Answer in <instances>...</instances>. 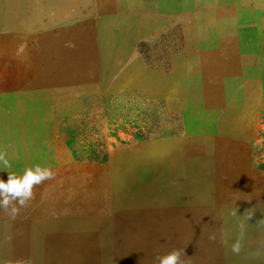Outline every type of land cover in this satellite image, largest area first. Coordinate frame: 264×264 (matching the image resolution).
I'll return each mask as SVG.
<instances>
[{
	"label": "rangeland",
	"instance_id": "obj_1",
	"mask_svg": "<svg viewBox=\"0 0 264 264\" xmlns=\"http://www.w3.org/2000/svg\"><path fill=\"white\" fill-rule=\"evenodd\" d=\"M150 5L74 0L52 36L30 28L34 11L20 29L23 15L4 17L18 32L0 34V152L11 163L0 179L36 165L54 177L14 218L0 209V264H159L175 247L181 264H264V67L252 85L205 83L198 92L175 82L171 57L195 41V25L173 10L194 9L172 2L164 15L159 2L149 18ZM201 31L208 45L209 18ZM159 157L175 170L152 168ZM176 173L193 179L195 206L115 207L156 201V182L172 194ZM155 222L165 230L217 222L218 254L202 256L180 236L164 250L153 234L139 237Z\"/></svg>",
	"mask_w": 264,
	"mask_h": 264
},
{
	"label": "crops",
	"instance_id": "obj_2",
	"mask_svg": "<svg viewBox=\"0 0 264 264\" xmlns=\"http://www.w3.org/2000/svg\"><path fill=\"white\" fill-rule=\"evenodd\" d=\"M116 2L151 4L148 11L149 18L155 17L153 4L159 2L164 4V15L168 10L171 14L169 7L172 2H180L185 7L188 3L190 8L194 9L189 13L184 7V10H173L174 14H179L178 19L185 20L180 21L182 24L186 23V19L191 18L194 19L195 25V32H193L195 41L188 43L184 50L185 54L180 53L173 56L174 58L171 57L172 64L169 65L168 70L171 72V66H173V77L176 76L177 70L179 73V78H174L175 82L197 84L198 92L201 91V85L205 83L228 84L238 81L245 85H252L261 82L263 74L261 68L264 67L262 53L264 50V0H116ZM74 9V0H0V17L17 18L18 16L12 15L13 13L23 15L18 22H15L17 26L25 24L27 18H30L27 17L28 14L34 11L35 16L31 18L33 23L30 28L33 26L36 29L35 33L41 35H57L58 29L55 23L62 18L68 19L69 15L74 13ZM83 10L85 11L84 7L79 8L80 12ZM204 18L210 19L211 32L210 34L203 32L205 36H208L206 40L208 45L205 46L199 42ZM1 21L0 34L16 33L20 29L18 26L17 30L13 29L10 32L7 29L11 28V24L5 23V18ZM171 25V19H169V29ZM205 25L207 26L208 23ZM152 32L155 33L154 30ZM186 33L191 34L187 31ZM189 61L191 64H188ZM182 75L190 76V78H183ZM224 88L221 87L219 91L227 92ZM250 88L251 86L247 87L248 91L246 90V96L249 97L251 96ZM197 95L203 96L201 92Z\"/></svg>",
	"mask_w": 264,
	"mask_h": 264
},
{
	"label": "bare ground",
	"instance_id": "obj_3",
	"mask_svg": "<svg viewBox=\"0 0 264 264\" xmlns=\"http://www.w3.org/2000/svg\"><path fill=\"white\" fill-rule=\"evenodd\" d=\"M187 146V145H186ZM163 155V154H162ZM152 168H154L157 171H174L175 168H172V165L168 163L164 158H157L156 161H153L151 164ZM174 165V164H173ZM186 167V166H185ZM190 167V166H189ZM177 169V168H176ZM187 176V175H186ZM173 177L177 178H171L176 180H181L180 184L177 186H173V193L168 194V190L166 189V186H168L167 182H156V185L154 186V189L157 187H162L163 188V193H161L159 196H157V200L147 203V200H141V201H135L132 203H127L126 205L123 206H117V202L115 203V207L120 208L121 210H127L131 208H140V207H147V206H153V205H158V206H165L169 208H182V207H191L193 204L189 205L193 201H195L193 198L190 197V192H193L195 187L193 184V179L187 178V181H184L182 176L178 173H176ZM164 179V178H163ZM167 179V178H166ZM199 181V180H198ZM189 182V183H188ZM212 183V182H211ZM158 191V190H157ZM189 196L190 200H182L184 197ZM196 202V201H195ZM195 206V205H193ZM176 218H179L180 216L178 214L175 215ZM172 218V219H176ZM188 223V229H177V230H165L163 228V225H169L165 222H155L152 227H150L152 230L140 234L139 237H148V234H153V238L155 240L161 239L163 240L165 246L164 249H170V246L167 248V243H166V238L173 235L174 236H180L181 238V243H186L190 245L192 250L195 251H201L200 248H202V256H212L217 255V250L213 247H211L214 239H210V236H213L215 231L214 227L217 224V222H198L197 227L195 226V222H185L187 225ZM191 225V226H189ZM215 236V235H214ZM216 238V237H215ZM246 239V238H245ZM264 241V240H263ZM264 243V242H263ZM210 245V249L208 246ZM179 248L175 247L172 249V251L178 250ZM264 252V250L262 251Z\"/></svg>",
	"mask_w": 264,
	"mask_h": 264
},
{
	"label": "clouds",
	"instance_id": "obj_4",
	"mask_svg": "<svg viewBox=\"0 0 264 264\" xmlns=\"http://www.w3.org/2000/svg\"><path fill=\"white\" fill-rule=\"evenodd\" d=\"M0 166L5 169L11 167L6 154L0 152ZM54 177V172L50 167L39 165L25 168L22 175L8 174L7 180L0 179V209L7 210L11 217L18 215L21 207H24L33 196L35 186L42 184L46 180ZM215 239V236H210ZM232 252L239 253L240 242L232 245ZM181 253L179 250L172 251L167 255L159 257V264H181Z\"/></svg>",
	"mask_w": 264,
	"mask_h": 264
}]
</instances>
